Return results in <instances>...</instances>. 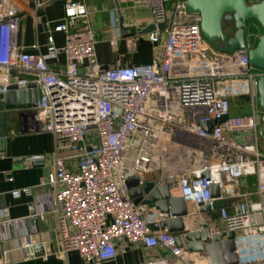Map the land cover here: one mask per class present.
<instances>
[{
  "label": "built area",
  "instance_id": "built-area-1",
  "mask_svg": "<svg viewBox=\"0 0 264 264\" xmlns=\"http://www.w3.org/2000/svg\"><path fill=\"white\" fill-rule=\"evenodd\" d=\"M30 1L0 0V95L12 80L19 90L35 86L33 129L56 141L54 169L36 188L44 194L29 207L24 249H31L38 222L51 216L59 257L75 252L86 264H102L116 260L126 246L168 254L143 264H212L205 255L186 254L176 235L162 228L169 215L133 203L125 181L138 177L168 186L172 199L191 207L197 229L194 210L211 223L217 204L241 199L237 212L223 215L220 232L235 234L238 264H264V113L258 106L264 70L251 66L246 51L222 53L205 41L186 0H139L156 26L143 37L161 50L147 66L101 68L85 0H69L53 30L64 35L63 47L49 36L46 55L26 53L18 46V30ZM261 35L259 28L247 31L248 50ZM138 38L126 39L129 49L134 51ZM47 161L31 156L26 163ZM206 171L210 181L202 177ZM249 180L255 181L253 190L240 193ZM211 184L220 191L218 199ZM12 196L33 198L35 190ZM202 207L211 214L202 215ZM24 223L0 210L7 236Z\"/></svg>",
  "mask_w": 264,
  "mask_h": 264
},
{
  "label": "crops",
  "instance_id": "crops-1",
  "mask_svg": "<svg viewBox=\"0 0 264 264\" xmlns=\"http://www.w3.org/2000/svg\"><path fill=\"white\" fill-rule=\"evenodd\" d=\"M68 1L31 0L27 4L18 30V46L23 52L46 55L49 36L54 38L56 47L64 46V35L53 30L63 20ZM84 2L90 14L89 25L96 34V56L101 68L147 66L160 53L159 47L143 36H138L134 51L129 49L126 39L131 36L120 29V18H123L125 27H134L138 32L152 23L151 13L139 0ZM59 64L64 66V56H60ZM34 115L32 109L0 110V210L7 212L11 221H25L13 228L9 236L0 228V264H86L75 252L64 257L57 255L61 246L57 225L51 216L38 222L37 233L31 236V249H24L26 239L21 235L31 228L29 207L44 194L36 191V188L53 171L56 151L52 134L34 131ZM31 156H45L48 161L44 166L31 167L26 163ZM25 188L35 190V196L13 198V192ZM201 220H205V217H201ZM120 249L122 253L116 260L102 264H143L168 257L163 250L149 251L142 247L126 246ZM4 252H7L6 260L3 259Z\"/></svg>",
  "mask_w": 264,
  "mask_h": 264
},
{
  "label": "water",
  "instance_id": "water-1",
  "mask_svg": "<svg viewBox=\"0 0 264 264\" xmlns=\"http://www.w3.org/2000/svg\"><path fill=\"white\" fill-rule=\"evenodd\" d=\"M186 10L189 15L200 19L201 35L214 49L227 54L246 51L251 66L264 70V0L254 3L247 0H186ZM250 22H256L259 25L262 35L257 45L248 50L247 29ZM228 26H232V33L226 31L225 28ZM163 28L164 25L159 26V29ZM120 29L132 37L151 33L156 26L150 24L138 32L134 27H125L123 18H120ZM11 84L8 93L0 95V110L36 108L35 86H30L29 90L24 91L18 89L14 80ZM258 94V106L264 113V79L259 81ZM225 120L224 118L221 123ZM204 130L208 132V127L204 126ZM260 139L264 142V116ZM202 177L208 181L211 180L208 171L204 172ZM125 186L136 206L147 205L172 218L163 224L162 228H167L170 233L176 235L178 246L186 254L205 255L212 264H238L234 254L235 234L223 232L217 235L206 226L197 229L191 207L181 199H172L168 186L160 187L155 182H142L138 177L127 179ZM210 189L212 197L218 199L220 197L218 187L211 184ZM211 212L210 207L200 209L202 215L211 214Z\"/></svg>",
  "mask_w": 264,
  "mask_h": 264
},
{
  "label": "rangeland",
  "instance_id": "rangeland-1",
  "mask_svg": "<svg viewBox=\"0 0 264 264\" xmlns=\"http://www.w3.org/2000/svg\"><path fill=\"white\" fill-rule=\"evenodd\" d=\"M225 29L230 30L231 28L228 26ZM261 144L263 145L264 142L261 141ZM263 148H264V145H263ZM254 182H255L254 180H249L248 182H246L245 185L239 190L240 193H246L250 190H253ZM242 203L243 202L241 199H230L228 201L217 204L214 212L212 213V221L210 223L211 228L214 230V232L217 235L221 234L220 231H222L221 229L224 226L225 218L223 215L224 214L225 215L234 214L235 212H237V210L239 209ZM198 229H201V228H198ZM165 231L169 232L167 228L165 229Z\"/></svg>",
  "mask_w": 264,
  "mask_h": 264
},
{
  "label": "bare ground",
  "instance_id": "bare-ground-1",
  "mask_svg": "<svg viewBox=\"0 0 264 264\" xmlns=\"http://www.w3.org/2000/svg\"><path fill=\"white\" fill-rule=\"evenodd\" d=\"M194 216H195V220H196V222H197V226L199 227V228H203V226H206L207 228H211L210 227V224H209V220L208 219H205V220H201V217H203V216H199L198 214H197V212L194 210ZM211 230L214 232V230L211 228ZM215 233V232H214ZM216 234V233H215Z\"/></svg>",
  "mask_w": 264,
  "mask_h": 264
},
{
  "label": "trees",
  "instance_id": "trees-1",
  "mask_svg": "<svg viewBox=\"0 0 264 264\" xmlns=\"http://www.w3.org/2000/svg\"><path fill=\"white\" fill-rule=\"evenodd\" d=\"M248 2H258V1H260V0H247ZM258 24L256 23V22H250L249 23V25H248V29H247V31H249V33H257V31H258ZM259 30H260V28H259ZM257 41H254V43H253V46L255 47L256 45H257Z\"/></svg>",
  "mask_w": 264,
  "mask_h": 264
},
{
  "label": "flooded vegetation",
  "instance_id": "flooded-vegetation-1",
  "mask_svg": "<svg viewBox=\"0 0 264 264\" xmlns=\"http://www.w3.org/2000/svg\"><path fill=\"white\" fill-rule=\"evenodd\" d=\"M231 29L230 30H226L228 33H232L233 32V28H232V26H229ZM258 27H259V25H258ZM260 28V27H259ZM260 30H261V28H260Z\"/></svg>",
  "mask_w": 264,
  "mask_h": 264
}]
</instances>
